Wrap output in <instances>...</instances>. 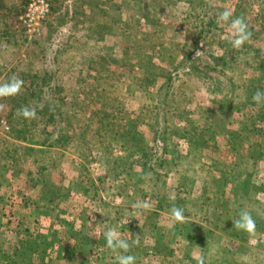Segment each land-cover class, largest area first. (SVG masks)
I'll return each instance as SVG.
<instances>
[{"label": "rangeland", "instance_id": "rangeland-1", "mask_svg": "<svg viewBox=\"0 0 264 264\" xmlns=\"http://www.w3.org/2000/svg\"><path fill=\"white\" fill-rule=\"evenodd\" d=\"M8 1L0 0L5 10ZM64 1L51 0L57 11L49 12L37 32H24L16 17H0V63L13 64L15 71L52 75L59 96L66 89L69 96H80V87L81 102L89 106L99 105L103 97L117 98L110 104L113 110L115 104L123 106L116 114H134V145L145 148L148 157L141 163L154 168L156 176L140 170L118 143L100 147L92 142V154L80 159L72 141L63 148L53 178L43 179L41 189L30 196L45 214L55 196L61 201L59 213L66 217L86 207L77 219L93 244L83 246L68 224L61 223L64 232L59 236L40 219L38 232L47 242L55 233L64 240L67 234L77 238L73 260L60 252L64 264H82L75 260L82 257L89 264H112L110 258L122 253L104 247L101 239L109 229L130 243L139 241L127 253L136 257V264H197L200 256L212 264L214 249L189 248L183 236L190 233L213 235L212 244L227 250L225 260L264 264V213L258 207L264 204V105L252 99L257 90L264 91V0H94L92 11ZM225 9L233 12L232 18L243 17L252 33L240 49L230 43V21L219 20ZM126 49L133 56L122 60ZM124 61L125 69L119 67ZM88 63L91 68L100 64L107 73L94 75ZM82 78L93 83L91 94ZM9 109L0 99V115L7 124ZM35 167L7 166L3 171L8 169V179L16 181L7 193L25 192L24 173ZM78 173L94 181L97 194L76 183ZM159 199L182 208L183 222L158 211ZM249 205H257L251 215L255 211L261 216L252 234L233 224L241 210L250 212ZM218 211L225 225L215 220ZM20 224L31 229L32 216ZM23 255L21 248L13 250L9 264H20Z\"/></svg>", "mask_w": 264, "mask_h": 264}, {"label": "trees", "instance_id": "trees-1", "mask_svg": "<svg viewBox=\"0 0 264 264\" xmlns=\"http://www.w3.org/2000/svg\"><path fill=\"white\" fill-rule=\"evenodd\" d=\"M46 1L48 3L49 12L57 11V8H54L53 3L50 4L48 0ZM24 3L25 0H19V6L15 8L16 10L13 14L14 17L11 16L9 20H13V18L17 17L21 12ZM136 22H138L137 19ZM125 25H128V23L125 22ZM130 25L131 24L129 23L128 26ZM125 36L129 37L130 35ZM126 48L128 49V47ZM128 55L125 53L122 60L129 59V57L133 56L130 53H128ZM96 61H98V57ZM96 61L95 63H98ZM127 66L128 63H126V61L119 65V67H124V69L127 68ZM101 67L102 66L99 64L96 68H91L89 63L86 66V68L91 70L94 75L101 74L99 71L107 73V69ZM79 71L80 69L77 70L78 74ZM0 75V84L9 81L14 75L22 78L24 81L21 94L15 97L3 98L8 102L10 109L7 116L9 128L6 132L0 133L1 184L8 183L7 178L3 175V170L7 166L13 164L23 165L25 163H30L32 166H36L33 170L27 168L24 173L28 189H26L25 192H22V189L15 190V193L12 194L15 195V198H18L16 203L10 197L11 195H7V198H3V195H0V253L7 248V251L12 248H21L24 250V255L20 264H64L65 259H67V261L73 260L72 251L79 247L74 244L76 241L70 234H67L68 238L66 237L65 240L60 237L58 238V235L60 236V234L64 232L61 223L70 225L71 229L78 233V239L83 246L90 247L93 244L92 238L87 233L83 232L85 227L83 221L77 219V215L83 216L85 214L84 209L86 207H81L82 211L78 210L79 213H73L72 211L74 210L72 209V213L69 215L70 217H66L65 214L61 215L59 213L62 211V208H58V203L61 201L58 196H55V198H53L52 201L50 200L49 204L46 206L49 210L48 213L45 214L42 212V209L39 211V202L33 199V196H30V194L34 193V190L37 191L41 189L43 179L53 178L52 170L55 164L63 158L64 150L68 148V145L72 141L75 143L74 152L77 154L76 157L80 159L84 155L87 156L92 154V142H95V144L100 147H108V144L106 145V143L110 142L118 143L120 150L126 153V157L134 156L132 163H139L138 165L141 166L140 170L142 168L145 173L150 170V172H153L152 176H156V173L154 168L149 165L144 168V162L141 163V158L147 156L144 151L145 148L143 149L137 146V150L134 145V137L138 133L134 114L128 113L127 115L123 114V116L116 114V111L119 112L117 108L121 109L123 107L119 104H115L113 110L110 100L114 99L117 101V98L114 97L110 99L109 97H103L99 105L89 106L81 102L82 97L80 96L83 95V91H81L80 87L77 88L79 89L78 93L80 96H69L68 89L65 90L64 94L59 96L55 93V90H57L56 87L59 85L52 82V75L48 76L47 74L44 75L35 70L27 69L24 71H15L13 64L5 67L0 63ZM261 76L264 77V74ZM81 81L85 82L87 90L91 94L92 91L90 90L95 89L93 83H90L84 78H82ZM44 95L48 96L44 97ZM24 106L36 109L37 115L35 119L26 120L23 117L16 115L17 109ZM110 106L112 107L111 112L107 111ZM98 160V156H95V161L97 162ZM132 163L131 165L129 164V170L132 168ZM82 171L85 170L82 169L81 173ZM81 173L76 174V177L74 178L76 183L82 182L85 189L88 188L89 191L94 193V195L95 193L97 194V189L94 187V181L88 180V178ZM123 173H126V169H124ZM150 176L148 179H154ZM126 177H129V172ZM243 185L244 183L242 186ZM8 187L9 184L6 188ZM23 190L25 189L23 188ZM243 191L245 190L242 189L241 193ZM260 191L263 192L264 190L260 189ZM68 194L66 197H68ZM96 196L99 202L100 196ZM171 205H168L166 200L163 201L162 199H159L155 207L158 211L171 213ZM255 206L257 205H249L250 213ZM258 207H260L259 211L264 213V204H260ZM15 209L17 212H14ZM36 211H38V213ZM33 212L34 215H32ZM254 212L252 213V217L256 221L260 219L261 216ZM219 213L220 211H218V213L216 212L217 216L215 220L222 225H225V221L222 219L221 213ZM25 216H32L33 227L31 229H29L30 227L26 224H20ZM38 216L41 217L42 223H47V229L54 228L56 230L58 235L55 233L52 242H47L46 235H41L38 232L40 229V226H38L40 218ZM183 237L188 242L189 248L197 247L198 249L200 248L201 252L214 249L213 252L216 254H213L214 256L211 258L212 264H241L230 258L227 260L223 258V256H225L224 254L227 253V250L222 245H219L218 247L212 244L213 235L207 236L200 233H190ZM71 239V243H64V241L69 242ZM30 241H33L34 243ZM101 241L104 247L107 248L106 239H101ZM28 244H32L31 249H26ZM214 246H216V248H214ZM61 251L67 252L66 258L63 260H61L59 256ZM218 255H221V257L218 258ZM116 258L117 256L115 258H110L113 260L112 264H117ZM75 260L82 264H89L87 257L77 258ZM205 262L208 264L207 261Z\"/></svg>", "mask_w": 264, "mask_h": 264}, {"label": "clouds", "instance_id": "clouds-1", "mask_svg": "<svg viewBox=\"0 0 264 264\" xmlns=\"http://www.w3.org/2000/svg\"><path fill=\"white\" fill-rule=\"evenodd\" d=\"M233 17V12L225 9L219 14V20L225 23L230 21V27L232 29V36L230 37V43L234 49H240L251 38L252 33L248 30V25L244 18L241 16ZM24 86V81L18 76H13L9 81L0 84V99L15 97L21 94ZM253 101L258 105H264V91L257 90L253 97ZM17 116H21L26 120H33L36 118V109L29 106H24L17 109ZM171 216L175 222H183L184 210L180 207L173 206L171 208ZM234 227L237 230L244 231L252 234L256 229V222L253 219L251 213L248 210H241L239 218L233 222ZM106 245L109 249L120 250L122 254L117 256V264H136V257L130 252L133 245L139 243L138 240H133L131 243L122 239L119 234L112 229H109L105 233ZM197 264H205V258L200 256Z\"/></svg>", "mask_w": 264, "mask_h": 264}, {"label": "built area", "instance_id": "built-area-1", "mask_svg": "<svg viewBox=\"0 0 264 264\" xmlns=\"http://www.w3.org/2000/svg\"><path fill=\"white\" fill-rule=\"evenodd\" d=\"M48 14L49 8L46 0H25L21 12L16 17V22L24 32H37ZM8 128L6 120L0 115V133L6 132Z\"/></svg>", "mask_w": 264, "mask_h": 264}, {"label": "crops", "instance_id": "crops-1", "mask_svg": "<svg viewBox=\"0 0 264 264\" xmlns=\"http://www.w3.org/2000/svg\"><path fill=\"white\" fill-rule=\"evenodd\" d=\"M49 2H50V4L52 3L51 2V0H48ZM64 2H67V3H69V4H72V5H76V4H78V3H81L79 6H81L82 7V9H84L85 7L86 8H89V11H92L93 10V8L95 7H93V3H96L94 0H65ZM2 6V5H1ZM0 6V17L1 16H3L4 15V13L5 12H7V16L6 15H4L3 17L4 18H8V19H10L11 18V16H13V14H14V12H15V8H17L18 6H19V0H9L8 2H7V9L5 10V9H3L2 7ZM97 7H99L100 9L101 8H103V6H97ZM96 9V8H95ZM85 17H88L87 16V14H85L84 15ZM14 17V16H13ZM12 17V18H13ZM64 17V16H63ZM14 19V18H13ZM12 20V19H11ZM10 20V21H11ZM8 28H12V26L11 25H8ZM11 30V29H10ZM11 32V31H10ZM3 175H4V177L5 178H7V180H8V183L7 184H1L2 182H1V180H0V195H3L2 197L3 198H7V195H9L10 193H7V185L8 184H14L16 181L15 180H13L12 182H11V180L10 179H8V169H6L5 171H3ZM20 176V178H21V175H19ZM16 180H18V179H16ZM21 180V179H20ZM25 183H26V180H25ZM6 185V186H5ZM16 188V187H15ZM23 188H25V187H23ZM8 190H11V189H8ZM19 190V189H18ZM39 192V191H38ZM12 194H14V192L12 193ZM11 195V194H10ZM12 199H13V201L16 203V201L18 200V198H15V195H12V196H10ZM39 217V216H38ZM40 219H41V217H39ZM66 224V223H65ZM70 226V225H69ZM71 228V227H70ZM73 238H74V240L77 242V238L75 237V236H73ZM71 241H72V239H71ZM8 249V248H7ZM7 249L5 250V251H2L1 253H0V263H2V264H7V262H8V264H9V259H11L10 258V255H11V252L13 251V250H15L14 248H12V249H10V250H8L7 251Z\"/></svg>", "mask_w": 264, "mask_h": 264}]
</instances>
